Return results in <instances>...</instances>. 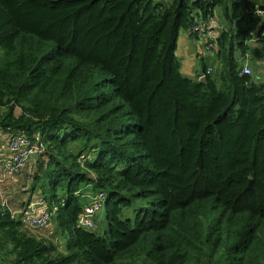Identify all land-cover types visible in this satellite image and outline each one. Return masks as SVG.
<instances>
[{
	"label": "trees",
	"instance_id": "obj_1",
	"mask_svg": "<svg viewBox=\"0 0 264 264\" xmlns=\"http://www.w3.org/2000/svg\"><path fill=\"white\" fill-rule=\"evenodd\" d=\"M223 2L0 0V131L41 136L32 192L57 209L40 239L0 199L8 264H264V80L243 72L264 61V0H234L207 83L176 56ZM85 190L103 235L78 224Z\"/></svg>",
	"mask_w": 264,
	"mask_h": 264
},
{
	"label": "built area",
	"instance_id": "obj_2",
	"mask_svg": "<svg viewBox=\"0 0 264 264\" xmlns=\"http://www.w3.org/2000/svg\"><path fill=\"white\" fill-rule=\"evenodd\" d=\"M258 14L264 19V11H258ZM224 30L220 25L216 10L214 14L206 17L195 16L191 28V34L197 40L198 46H201L205 54L213 55L218 49V39L220 33ZM258 42V41H257ZM256 40L254 43H257ZM245 74L250 75L251 69L248 59L244 62ZM211 69L208 71L210 74ZM205 76V75H203ZM46 146L40 135L34 139H28L23 132L11 133L6 138V144L2 149L0 158L5 160L0 167V199L3 206L7 205L8 199L2 192V187L6 179L20 174L30 159L44 158ZM102 194L92 196L91 202L87 205L82 213L78 224L85 230L89 231L96 228V216L103 211ZM52 212L48 209L46 200L42 197L37 198L24 212V222L36 230H45L52 217Z\"/></svg>",
	"mask_w": 264,
	"mask_h": 264
},
{
	"label": "rangeland",
	"instance_id": "obj_3",
	"mask_svg": "<svg viewBox=\"0 0 264 264\" xmlns=\"http://www.w3.org/2000/svg\"><path fill=\"white\" fill-rule=\"evenodd\" d=\"M156 2H159L156 0ZM166 4H170V0H165ZM233 3L234 0H224V2L218 6L216 9V15L219 23H221L223 26H227L229 29L232 28L233 23H232V8H233ZM185 32V31H183ZM190 41L196 46L197 40L192 37L190 38ZM186 46H184L181 41L179 42V47H178V52H176V56L180 62V65H182V73L184 76L187 78H190L194 81H200L201 79V74L203 73V65H202V60L201 57H205L206 59L211 58L212 55L205 54L201 51L199 52L198 46H196V52L198 53L197 55H193L192 58L187 55L185 52ZM3 52L0 49V58L2 57ZM250 69H251V74L256 77L259 75L261 76L262 74V69L259 64L258 69L251 68V65L249 64ZM255 67V66H254ZM0 142H3V136L2 132L0 131ZM79 147L76 146V150H78ZM5 160L4 158H0V167L2 166L3 162ZM39 162H43L44 166L46 167L48 164L47 159H30L23 169V171L17 175V176H12L11 178H8L5 180L4 185L2 187V192L6 196V198L9 201V206L14 209V211H19L23 209V206L27 204V202L31 200L37 199L39 196L41 197L40 193L38 190L32 192V184H33V179L35 175L39 172ZM85 195V198L81 199L83 203H88L91 202L92 194L88 191L85 190L83 191ZM141 204H139L140 206ZM104 209L102 212H100L96 216V228L92 229V231L97 232L100 235H103L105 232L108 231V225L104 223L105 221V216L103 217L104 214ZM127 218H131L133 216V213L131 211H128L127 214L125 215ZM52 227L49 230L45 231H30L33 233L35 236H37L40 239H50L51 238V232L54 231V223L52 222ZM0 257H3L5 262H0V264H8L10 260L13 259V256L5 252L3 253Z\"/></svg>",
	"mask_w": 264,
	"mask_h": 264
},
{
	"label": "crops",
	"instance_id": "obj_4",
	"mask_svg": "<svg viewBox=\"0 0 264 264\" xmlns=\"http://www.w3.org/2000/svg\"><path fill=\"white\" fill-rule=\"evenodd\" d=\"M159 2H156V0H155V2L156 3H161V2H163V3H166L165 2V0H158ZM174 0H170V4L173 2ZM220 25L222 26V28H224V29H229L227 26H223L221 23H220ZM233 28V27H232ZM231 29V28H230ZM183 31H185V32H183ZM193 37V35L191 34V31H187V30H181V32H180V35H179V39H178V47H179V42L181 41V43L184 45V46H186V50H185V52L187 53V55L188 56H190L191 58H192V56L193 55H197V57H199L198 56V53L196 52V46H198V43H196V46L190 41V38H192ZM198 48H199V52L201 53V51H202V48H201V46H198ZM178 52V51H177ZM203 52V51H202ZM204 53V52H203ZM214 55V54H213ZM213 55L211 56V58L213 57ZM202 59H206L205 57H201V60ZM259 64H260V66L259 67H261V69H262V74H261V76L259 75L258 77H256V79L259 81V80H264V61H261V62H259ZM181 72H182V69H181ZM203 75H201V77H202ZM6 136L4 135L3 136V141L5 142V140H6ZM39 198V197H38ZM85 198V197H84ZM35 200H37V199H35ZM35 200H33V201H35ZM30 201V200H29ZM1 262V261H0Z\"/></svg>",
	"mask_w": 264,
	"mask_h": 264
},
{
	"label": "bare ground",
	"instance_id": "obj_5",
	"mask_svg": "<svg viewBox=\"0 0 264 264\" xmlns=\"http://www.w3.org/2000/svg\"><path fill=\"white\" fill-rule=\"evenodd\" d=\"M17 131H15V132H12V133H16ZM25 134V133H24ZM25 136H26V134H25ZM27 137V136H26ZM28 138V137H27ZM29 139V138H28ZM33 139H34V136H33ZM19 175V174H18ZM17 176V175H16ZM32 203H34V201L33 200H30V201H28L27 202V204H25L24 206H23V209H21V210H19V211H14V209H12L10 206H9V201H7V205H5L4 207H6V208H8V210L9 211H11V213H12V216H13V218H16L18 221H21L22 223H23V225L26 227V228H28L29 230H31V231H37V232H40V231H45V230H36V229H33V228H31L29 225H27L25 222H24V218H23V215H24V212L26 211V209L28 208V206L29 205H31ZM46 203H47V206H48V209L52 212V217H51V219H50V221H49V223H48V227L52 224V222H53V218H54V215H55V213H56V211H57V209L56 208H53V209H51L50 208V206H49V203L46 201ZM47 227V228H48Z\"/></svg>",
	"mask_w": 264,
	"mask_h": 264
},
{
	"label": "water",
	"instance_id": "obj_6",
	"mask_svg": "<svg viewBox=\"0 0 264 264\" xmlns=\"http://www.w3.org/2000/svg\"><path fill=\"white\" fill-rule=\"evenodd\" d=\"M200 83H207V78L206 76H202L201 79H200ZM252 189V182L250 183V186L248 188V190H251Z\"/></svg>",
	"mask_w": 264,
	"mask_h": 264
}]
</instances>
